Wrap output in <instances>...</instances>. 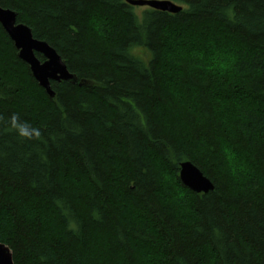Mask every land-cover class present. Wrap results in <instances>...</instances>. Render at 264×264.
<instances>
[{
  "label": "trees",
  "instance_id": "1",
  "mask_svg": "<svg viewBox=\"0 0 264 264\" xmlns=\"http://www.w3.org/2000/svg\"><path fill=\"white\" fill-rule=\"evenodd\" d=\"M170 1L0 0L78 78L51 97L0 24L14 264H264V0Z\"/></svg>",
  "mask_w": 264,
  "mask_h": 264
},
{
  "label": "water",
  "instance_id": "2",
  "mask_svg": "<svg viewBox=\"0 0 264 264\" xmlns=\"http://www.w3.org/2000/svg\"><path fill=\"white\" fill-rule=\"evenodd\" d=\"M133 5L149 6L157 10L177 13L183 7L170 0H128ZM17 12L0 5V24L10 36L18 56L26 62L33 77L46 92L54 97L51 81L62 80L76 83L78 78L68 70L65 60L46 41L38 40L33 36L31 27L18 22ZM42 54L44 61L37 57ZM180 179L182 183L197 193H207L214 190L213 182L204 172L191 161L182 162L180 165ZM0 264H14L11 249L0 240Z\"/></svg>",
  "mask_w": 264,
  "mask_h": 264
},
{
  "label": "bare ground",
  "instance_id": "3",
  "mask_svg": "<svg viewBox=\"0 0 264 264\" xmlns=\"http://www.w3.org/2000/svg\"><path fill=\"white\" fill-rule=\"evenodd\" d=\"M62 81H64V80H62ZM57 82V81H56ZM52 87V86H51ZM53 90V89H52Z\"/></svg>",
  "mask_w": 264,
  "mask_h": 264
},
{
  "label": "rangeland",
  "instance_id": "4",
  "mask_svg": "<svg viewBox=\"0 0 264 264\" xmlns=\"http://www.w3.org/2000/svg\"><path fill=\"white\" fill-rule=\"evenodd\" d=\"M220 60H224V59H220Z\"/></svg>",
  "mask_w": 264,
  "mask_h": 264
}]
</instances>
